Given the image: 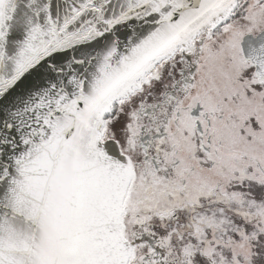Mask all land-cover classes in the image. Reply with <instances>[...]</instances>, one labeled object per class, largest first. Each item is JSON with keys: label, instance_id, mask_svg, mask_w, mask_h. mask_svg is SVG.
Instances as JSON below:
<instances>
[{"label": "snow or ice", "instance_id": "6c2138e0", "mask_svg": "<svg viewBox=\"0 0 264 264\" xmlns=\"http://www.w3.org/2000/svg\"><path fill=\"white\" fill-rule=\"evenodd\" d=\"M0 264H264V0H0Z\"/></svg>", "mask_w": 264, "mask_h": 264}]
</instances>
